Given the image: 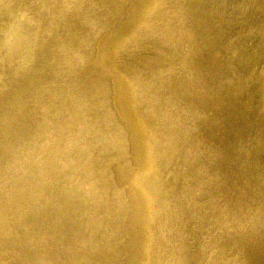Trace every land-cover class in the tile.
<instances>
[{"label":"rangeland","instance_id":"1","mask_svg":"<svg viewBox=\"0 0 264 264\" xmlns=\"http://www.w3.org/2000/svg\"><path fill=\"white\" fill-rule=\"evenodd\" d=\"M132 1L0 0V264H125L130 136L93 44ZM126 45L165 155L155 259L264 264V0H163ZM15 172L38 194L20 215Z\"/></svg>","mask_w":264,"mask_h":264},{"label":"bare ground","instance_id":"2","mask_svg":"<svg viewBox=\"0 0 264 264\" xmlns=\"http://www.w3.org/2000/svg\"><path fill=\"white\" fill-rule=\"evenodd\" d=\"M162 1L133 0L130 3L128 18L103 33L93 44L94 59L100 67L101 74L112 81V105L130 136L129 149L132 167L127 171L118 167L115 169L118 173L117 183L122 186L124 199L130 207L126 222L130 235L125 264H162V261L155 259L156 254H154L153 247L158 230L157 224L162 211L167 210V199L164 201V196L167 198V195H165V181L162 177L163 169L160 168V162L164 160L165 155L162 153L163 148L153 141V137L159 134L160 124L152 120L154 118L149 112L143 113L144 116L139 112L138 105L143 106L144 104L141 93L132 77L119 69L116 63L119 53L125 52L126 44L138 37V30L146 24L152 25ZM60 19H65L61 11H59L57 21ZM79 28L81 26L78 25ZM84 32L82 28L78 32L79 36L73 38L75 40L85 39ZM98 32L99 28L95 31L93 38ZM63 44L64 48L69 46L68 31H65ZM133 74L138 76L136 72ZM170 137L175 142V136L168 134V139ZM160 140L162 143H167L162 138ZM169 149L171 151V148ZM50 173L47 171L42 174V178L45 179L42 182L46 184V187L53 185V182L49 180ZM13 178L15 183H20L21 188H15L12 182L11 189L15 188L13 191L14 204L8 205L5 210L13 207V212L20 215L22 208L29 201L36 199L38 194L33 190V185L23 180L19 173L15 172ZM15 221L18 224L23 223L21 218H15ZM5 231L11 232V227L7 226Z\"/></svg>","mask_w":264,"mask_h":264}]
</instances>
